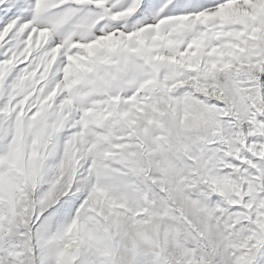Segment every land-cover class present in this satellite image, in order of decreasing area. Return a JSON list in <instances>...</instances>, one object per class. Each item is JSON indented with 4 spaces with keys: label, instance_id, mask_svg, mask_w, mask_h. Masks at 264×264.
Segmentation results:
<instances>
[{
    "label": "snow or ice",
    "instance_id": "6c2138e0",
    "mask_svg": "<svg viewBox=\"0 0 264 264\" xmlns=\"http://www.w3.org/2000/svg\"><path fill=\"white\" fill-rule=\"evenodd\" d=\"M0 264H264V0H0Z\"/></svg>",
    "mask_w": 264,
    "mask_h": 264
}]
</instances>
